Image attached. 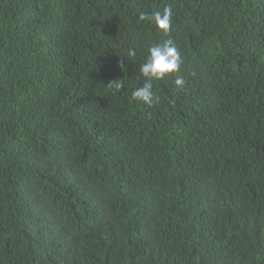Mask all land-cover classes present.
Returning <instances> with one entry per match:
<instances>
[{
    "label": "trees",
    "instance_id": "obj_1",
    "mask_svg": "<svg viewBox=\"0 0 264 264\" xmlns=\"http://www.w3.org/2000/svg\"><path fill=\"white\" fill-rule=\"evenodd\" d=\"M0 264H264V0H0Z\"/></svg>",
    "mask_w": 264,
    "mask_h": 264
},
{
    "label": "clouds",
    "instance_id": "obj_2",
    "mask_svg": "<svg viewBox=\"0 0 264 264\" xmlns=\"http://www.w3.org/2000/svg\"><path fill=\"white\" fill-rule=\"evenodd\" d=\"M140 20H152L158 30H162L165 34L170 30L172 24V9L166 7L163 12L156 11L146 16L140 14ZM179 41H177L178 43ZM180 43V42H179ZM128 55L134 57L136 51L129 50ZM184 60L182 54L173 40L167 39L161 43H155L148 48L145 62L140 66V73L144 78L142 86L132 91V98L138 103L151 106L154 101L153 82L169 78L171 74L179 73ZM175 85L182 87L185 80L182 76L177 75ZM120 83L115 84V89H121Z\"/></svg>",
    "mask_w": 264,
    "mask_h": 264
}]
</instances>
